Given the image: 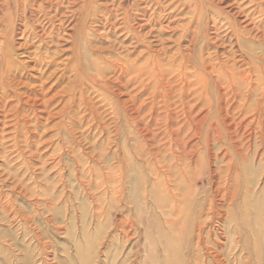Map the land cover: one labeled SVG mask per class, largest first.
<instances>
[{
	"label": "rangeland",
	"instance_id": "374dc122",
	"mask_svg": "<svg viewBox=\"0 0 264 264\" xmlns=\"http://www.w3.org/2000/svg\"><path fill=\"white\" fill-rule=\"evenodd\" d=\"M16 1L0 264H264V0Z\"/></svg>",
	"mask_w": 264,
	"mask_h": 264
},
{
	"label": "bare ground",
	"instance_id": "6f19581e",
	"mask_svg": "<svg viewBox=\"0 0 264 264\" xmlns=\"http://www.w3.org/2000/svg\"><path fill=\"white\" fill-rule=\"evenodd\" d=\"M16 1V0H15ZM44 1H47V2H49V0H44ZM16 2H19V1H16ZM70 2V1H69ZM17 7H18V5H17ZM116 11V10H115ZM19 13V12H18ZM14 27L16 26V25H13ZM16 28V27H15ZM137 28V27H136ZM141 28V27H140ZM139 28V29H140ZM13 30V29H12ZM11 30V31H12ZM81 32V31H80ZM252 56V55H251ZM2 57H4L3 55H2ZM4 59V58H3ZM4 61V60H3ZM3 68V67H2ZM211 72V71H210ZM3 78H5V74L3 75ZM170 192H172L171 190H170ZM172 194V196H173V198H174V204H176L175 205V207L173 208V209H171V211H173L174 212V214H176V216L177 215H179V214H181L182 212H183V209H181L180 210V205H181V198H178L177 197V195L176 194H174V193H171ZM181 207H183V206H181ZM168 216H169V214H168ZM165 223V222H164ZM167 224V223H166ZM168 227L169 228H171L172 227V229L174 228L175 230H177V229H180V227H177V225H176V223H175V221H173L172 223L171 222H168ZM128 235V234H127ZM129 237V236H128ZM177 238V237H176ZM212 260V262H213V260L214 259H211ZM215 261V260H214ZM193 264H205L204 263V261H202L201 259H198V260H195V262L193 263Z\"/></svg>",
	"mask_w": 264,
	"mask_h": 264
}]
</instances>
